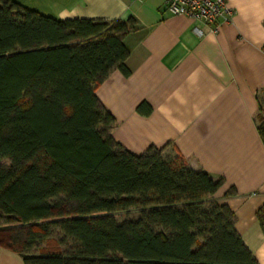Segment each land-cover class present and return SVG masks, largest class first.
<instances>
[{"label": "trees", "instance_id": "trees-1", "mask_svg": "<svg viewBox=\"0 0 264 264\" xmlns=\"http://www.w3.org/2000/svg\"><path fill=\"white\" fill-rule=\"evenodd\" d=\"M136 28L0 0V246L24 264H258L215 198L221 182L113 139L96 90L128 72ZM128 210L139 218L118 224Z\"/></svg>", "mask_w": 264, "mask_h": 264}, {"label": "crops", "instance_id": "crops-1", "mask_svg": "<svg viewBox=\"0 0 264 264\" xmlns=\"http://www.w3.org/2000/svg\"><path fill=\"white\" fill-rule=\"evenodd\" d=\"M58 19L135 18L124 43L128 72L96 90L113 116V139L141 155L150 147L181 155L191 170L221 182L215 198L264 264V141L256 118L264 92V0H226L227 21L169 15V0H36ZM198 29L199 31H197ZM0 264H24L0 246Z\"/></svg>", "mask_w": 264, "mask_h": 264}, {"label": "built area", "instance_id": "built-area-1", "mask_svg": "<svg viewBox=\"0 0 264 264\" xmlns=\"http://www.w3.org/2000/svg\"><path fill=\"white\" fill-rule=\"evenodd\" d=\"M166 13L184 15L195 21L214 23L219 20H229L233 11L226 0H169Z\"/></svg>", "mask_w": 264, "mask_h": 264}, {"label": "rangeland", "instance_id": "rangeland-1", "mask_svg": "<svg viewBox=\"0 0 264 264\" xmlns=\"http://www.w3.org/2000/svg\"><path fill=\"white\" fill-rule=\"evenodd\" d=\"M13 1L18 2L27 8L37 10L42 14L50 15V11H49L50 8L40 7V5H38L40 2L36 0H13ZM259 100L261 104V109L257 115L256 124H257V127H264V92H262L259 95ZM164 156L165 158H168L167 155H164ZM114 218L118 224H121L125 221H135L139 218V212L137 210L120 211V212L114 213ZM3 223H5V221L1 219L0 224H3ZM45 246L48 247L50 245L49 243H47L46 245L44 244V247Z\"/></svg>", "mask_w": 264, "mask_h": 264}]
</instances>
